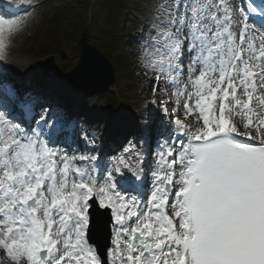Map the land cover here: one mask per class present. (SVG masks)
Wrapping results in <instances>:
<instances>
[{"label": "snow or ice", "instance_id": "6c2138e0", "mask_svg": "<svg viewBox=\"0 0 264 264\" xmlns=\"http://www.w3.org/2000/svg\"><path fill=\"white\" fill-rule=\"evenodd\" d=\"M157 12L140 57L168 117L154 142L146 126L101 165L95 137L61 147L46 110L15 118V94L0 93L6 264H264V19L249 15L264 9L168 0ZM23 25L0 14V58Z\"/></svg>", "mask_w": 264, "mask_h": 264}, {"label": "rangeland", "instance_id": "374dc122", "mask_svg": "<svg viewBox=\"0 0 264 264\" xmlns=\"http://www.w3.org/2000/svg\"><path fill=\"white\" fill-rule=\"evenodd\" d=\"M13 2L17 3L18 1L13 0ZM21 2L24 4L35 2L38 6L22 17L24 19L22 29L10 39H6L7 47L4 56L0 58V62L8 64L23 58L35 64L34 70L31 71L33 73L32 83L37 86L38 92H53L55 104L60 102L68 110L70 109L68 115L58 114L54 118L56 121H62L68 125L72 119L80 120V122L85 120L86 122L83 124L85 132H90L102 146L107 142L121 138L120 135L123 136V141L134 140L136 134L146 124V118L151 115L156 118L158 123L160 120L166 123L167 116L164 115L160 107L150 103L153 82L148 79V73L146 74L142 68L140 57L153 50L151 37L155 33L152 28V21L158 14V6L166 4L168 0L146 1L142 4L144 9L139 16L134 14L132 6L129 5L126 21L118 28L112 25L111 20L115 11L110 7V1L96 0L95 6L94 0H88V7L84 9L79 4L80 9L77 11L76 22L73 21L69 24L67 17L63 18V30L60 31L58 43L61 42L62 49L60 52L64 54V57L60 58L59 54L52 55L55 67L52 69V77L49 80L43 79L38 73L39 62L49 57V55L42 57L43 54H38V50H40L38 49L39 46H36L38 35L49 30L50 19L57 10L70 7L72 3H61L58 0H23ZM109 25L114 27L113 32L121 31L120 35L116 36L121 44L113 49L108 46L105 39L101 38L100 34L102 30L108 32L107 26ZM83 31H90L88 43L102 53L113 68L116 82L111 90L106 91L103 95L87 96L83 94L81 97L82 94L79 95L69 89L63 82L65 74L78 62L79 49L76 44ZM109 35L112 33L107 34V36ZM26 70V68H18L12 73L5 70L3 75L12 79L11 81H13V77L20 78L21 81L17 85L22 84L21 82L27 85ZM161 87L164 85L162 84ZM21 91L23 92L24 89ZM25 95L26 93L23 94V96ZM107 105H110L109 109ZM169 111H173L171 105ZM121 112H124L125 116L123 117L125 118L119 121ZM176 115L182 120L185 119L181 107ZM188 120L195 123L193 117H189ZM122 121L124 124L121 129L116 122L120 124ZM122 132L123 134H121ZM0 264H6L3 256H0Z\"/></svg>", "mask_w": 264, "mask_h": 264}, {"label": "water", "instance_id": "95a60500", "mask_svg": "<svg viewBox=\"0 0 264 264\" xmlns=\"http://www.w3.org/2000/svg\"><path fill=\"white\" fill-rule=\"evenodd\" d=\"M77 46L80 49L78 64L66 75L67 83L72 88H80L86 94H102L115 82L112 68L106 58L94 47L87 43V33H82ZM53 67V58L46 59L40 65V72L44 77H50V70ZM107 219H103L104 225ZM103 237V244L107 243V228L100 227ZM96 241V237H93Z\"/></svg>", "mask_w": 264, "mask_h": 264}, {"label": "trees", "instance_id": "16d2710c", "mask_svg": "<svg viewBox=\"0 0 264 264\" xmlns=\"http://www.w3.org/2000/svg\"><path fill=\"white\" fill-rule=\"evenodd\" d=\"M66 1V0H64ZM85 1V0H84ZM83 1V2H84ZM110 1V7L114 9L115 14L112 18V25L114 27L120 25V23L123 22L124 14L126 13V5L131 1V0H108ZM70 10L64 11L58 15H56L53 18L52 23L54 24V29H51L49 34L45 37L43 40L40 50L44 55H49L52 54V51L56 52L60 50V43H58V33L60 30V25H61V20L64 18L65 15H68ZM118 42L116 40L111 41L112 46H117ZM56 47L55 49H53ZM59 47V48H58ZM53 49V50H52Z\"/></svg>", "mask_w": 264, "mask_h": 264}, {"label": "bare ground", "instance_id": "6f19581e", "mask_svg": "<svg viewBox=\"0 0 264 264\" xmlns=\"http://www.w3.org/2000/svg\"><path fill=\"white\" fill-rule=\"evenodd\" d=\"M1 2H4V1H7V0H0ZM232 2L234 3V4H236V2H235V0H232ZM237 5V4H236ZM33 67H35V64L34 63H30L29 61H27L26 59H18L17 61H14L13 63H9V64H3V63H1L0 62V69H4V68H7L9 71L10 70H14V69H18V68H26L27 70H26V72L27 73H31V71H32V69H33ZM34 70V69H33ZM148 79L149 80H151L150 79V77L152 76L151 75V73L149 72L148 74ZM77 93L80 95L81 94V92H79V91H77ZM81 97H83V94L81 95ZM182 108V107H181ZM183 109V108H182ZM121 118H119V121H121L122 120V118H125V117H123V116H125V114H124V112H121ZM150 118V117H149ZM149 118H147V120L149 119ZM116 124L118 125V126H120L121 127V129H122V125L124 124L123 123V121L119 124L118 122H116ZM123 128H124V126H123ZM121 134H123V132L121 133Z\"/></svg>", "mask_w": 264, "mask_h": 264}]
</instances>
